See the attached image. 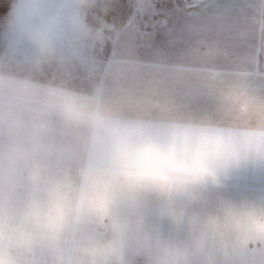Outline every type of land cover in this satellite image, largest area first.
<instances>
[{
    "label": "clouds",
    "instance_id": "clouds-1",
    "mask_svg": "<svg viewBox=\"0 0 264 264\" xmlns=\"http://www.w3.org/2000/svg\"><path fill=\"white\" fill-rule=\"evenodd\" d=\"M97 3L0 0V264H264L250 63L190 72L195 108L79 79Z\"/></svg>",
    "mask_w": 264,
    "mask_h": 264
},
{
    "label": "crops",
    "instance_id": "crops-1",
    "mask_svg": "<svg viewBox=\"0 0 264 264\" xmlns=\"http://www.w3.org/2000/svg\"><path fill=\"white\" fill-rule=\"evenodd\" d=\"M145 5L136 8L135 25L110 38L100 82L113 91L151 85L159 99L195 108L207 98L186 92L185 77L242 59L251 65L253 85L264 87V0H205L191 10L179 0Z\"/></svg>",
    "mask_w": 264,
    "mask_h": 264
},
{
    "label": "rangeland",
    "instance_id": "rangeland-1",
    "mask_svg": "<svg viewBox=\"0 0 264 264\" xmlns=\"http://www.w3.org/2000/svg\"><path fill=\"white\" fill-rule=\"evenodd\" d=\"M124 2H131L135 5L133 14L126 21H122L114 15L115 6L119 5L121 0H98L97 6L91 10L89 19L94 27L102 30L103 39L93 49L92 53L86 57L85 62L75 63L63 71L82 80L93 77L100 81L102 65L110 49V38H115L114 35L123 26L129 24L135 25L136 8L145 4L150 8L152 2H171V0H124ZM101 45H103V48L100 47Z\"/></svg>",
    "mask_w": 264,
    "mask_h": 264
},
{
    "label": "snow or ice",
    "instance_id": "snow-or-ice-1",
    "mask_svg": "<svg viewBox=\"0 0 264 264\" xmlns=\"http://www.w3.org/2000/svg\"><path fill=\"white\" fill-rule=\"evenodd\" d=\"M134 10L135 5L133 3H125L124 0H121V3L115 6L114 15L122 21H126L133 14Z\"/></svg>",
    "mask_w": 264,
    "mask_h": 264
},
{
    "label": "built area",
    "instance_id": "built-area-1",
    "mask_svg": "<svg viewBox=\"0 0 264 264\" xmlns=\"http://www.w3.org/2000/svg\"><path fill=\"white\" fill-rule=\"evenodd\" d=\"M179 1L181 2L184 9L191 10V9L198 8L199 6H201V4L205 0H179ZM100 47L103 48V45H101Z\"/></svg>",
    "mask_w": 264,
    "mask_h": 264
}]
</instances>
